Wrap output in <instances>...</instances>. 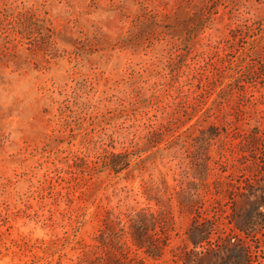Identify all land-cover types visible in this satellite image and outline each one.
<instances>
[{
	"label": "rangeland",
	"instance_id": "1",
	"mask_svg": "<svg viewBox=\"0 0 264 264\" xmlns=\"http://www.w3.org/2000/svg\"><path fill=\"white\" fill-rule=\"evenodd\" d=\"M252 41L264 47V0H0V264H74L106 212L146 206L161 180L174 188L180 169L148 159L153 150L124 174L102 167L144 149L150 127L218 126L213 157L261 184L264 143L245 139L264 122V76L212 105L227 61ZM234 194L228 212L250 209L249 189ZM172 214L174 251L145 264H180L194 215ZM247 242L264 264V229Z\"/></svg>",
	"mask_w": 264,
	"mask_h": 264
},
{
	"label": "trees",
	"instance_id": "2",
	"mask_svg": "<svg viewBox=\"0 0 264 264\" xmlns=\"http://www.w3.org/2000/svg\"><path fill=\"white\" fill-rule=\"evenodd\" d=\"M233 39L236 40L235 37ZM253 43L247 52L237 50L235 59L227 61L232 66L221 80L228 81L224 87V83L220 85L212 105L221 107L229 103L228 93L236 91L242 94L246 85H257L260 75L264 76V47ZM170 126L171 123L150 127L144 149L112 152L104 157L102 167L115 176L124 174L143 163L142 155L153 150L148 159H155V156L168 164L169 169H180L177 174L180 179L175 187L170 188L165 180H161L162 193H158L160 189L156 186L142 193L146 206L106 212L93 243L81 251L74 264H145V258L160 260L168 250L174 251L170 244L174 231V205L180 211L194 215L186 233V242L174 253L180 264H252L253 251L247 241L264 229V194L258 197L253 194L264 193V179L261 184L249 178L240 182L232 177V173L226 174L228 165L222 161L224 155L218 152L214 158L210 150L214 142L222 141L216 140L221 133L218 126L209 124L195 136H191L192 132L174 135ZM252 134L250 140L245 139V146L248 144L252 148L263 144L264 122L261 126L256 125ZM262 147L264 149V144ZM251 150L240 149L248 154ZM261 154L264 163V150ZM245 158V155L240 157L241 160ZM255 184H259L258 188ZM170 189L172 193H168ZM241 189H249L252 193L244 198L252 203L250 209L228 212L230 203L223 202L224 193L233 198L234 193ZM152 202L158 210H154Z\"/></svg>",
	"mask_w": 264,
	"mask_h": 264
}]
</instances>
